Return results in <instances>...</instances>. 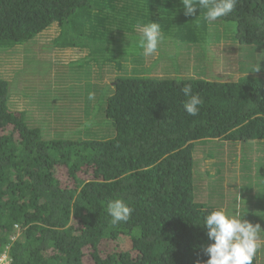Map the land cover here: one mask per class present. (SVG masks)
<instances>
[{
    "label": "trees",
    "instance_id": "16d2710c",
    "mask_svg": "<svg viewBox=\"0 0 264 264\" xmlns=\"http://www.w3.org/2000/svg\"><path fill=\"white\" fill-rule=\"evenodd\" d=\"M206 11L197 5L185 15L181 0H0V62L12 54L21 61L10 74L0 71V254L6 252L8 264H205L211 241L204 219L223 206L195 200L193 150L206 139L264 143V55L256 66L246 55L237 79L218 81L140 76L141 48V64L132 60L129 72L115 61L120 74L139 75L114 77L102 89L86 82L72 91L79 85L59 76L54 87L65 101L46 107L52 119L36 121L32 108L10 105L20 95L41 106V95L31 91L44 81L43 68L36 72L41 54L77 48L112 63L114 53L140 46L151 22L163 36L155 59L161 64L168 39L179 40L186 53L196 48L197 57L213 27L211 40H220L223 22L236 23L241 46H264V0H237L215 21L205 19ZM53 26V39L42 40ZM185 85L203 100L195 116L184 109ZM74 94L85 101L82 116L66 102H76ZM75 119L76 131L64 127ZM243 161L245 171L264 172L262 158ZM117 198L133 211L112 225L107 203Z\"/></svg>",
    "mask_w": 264,
    "mask_h": 264
},
{
    "label": "rangeland",
    "instance_id": "374dc122",
    "mask_svg": "<svg viewBox=\"0 0 264 264\" xmlns=\"http://www.w3.org/2000/svg\"><path fill=\"white\" fill-rule=\"evenodd\" d=\"M225 23L226 22H223L222 26H220L216 32L220 40H211L217 39L213 35L216 28L213 27L211 38L209 39L206 37L205 42L202 43L203 46L199 48L200 52H198L197 57L195 56L197 51L196 48L186 53L179 45V40L173 38L174 42L168 39L167 50L163 51L157 60L165 61V63L161 64L155 62L158 51L152 55H145V61L142 64L145 69L140 76L166 78L202 77L218 81L237 79L240 75L237 70V64L242 63V59L247 61L246 55L249 54L250 56L253 55L254 64L256 66L259 63V59L264 55V46H241L235 40L236 23L233 21ZM55 34L56 30L53 26L44 34L42 40L50 41ZM96 46L99 47V45ZM244 48L248 50L246 49L247 51L245 50V54H242ZM26 51L30 52V48L27 47ZM140 52V46L128 50L124 49V52L120 56H118L116 52V54L114 53L112 55V59L114 60L112 63L95 62L94 60L98 59L95 54L89 55L88 50L82 51L77 48H65L41 54L43 58L41 61H37L36 72L38 74L37 70L43 68L45 72L38 74V77L44 81L36 91L31 90L35 93V96L36 93L41 95L42 98L40 99L36 96V101L39 102L41 106L32 104L30 99H25V97L20 95L11 96L10 106L17 110L27 107L32 108V115L36 121H39L41 118H46V116L52 119L47 115L50 112H48L46 107H48L49 104H60L65 101L62 93L57 91L59 87H54V82L59 76H61L59 82H63L65 79L67 81L69 76L70 80H68L72 82V85H79L72 91H78L84 88L86 82L90 83L91 86L94 84H96L97 87L101 85L102 89L104 84L112 83L114 77L139 75L120 74L115 67V61H119L122 65H126L128 68L126 72H129L133 68L132 60L137 59L138 61L134 63L141 64ZM87 54L89 55L88 58H86ZM238 55L239 58L237 63L236 59ZM15 56L16 54H12L4 57V59L10 61L5 64L0 62V71L5 69L8 71L7 74H10L9 72H11L12 69L20 68L21 61H13ZM27 56L29 57L30 55ZM134 67H136V65ZM28 68L29 66L26 67V70ZM257 68L259 69L261 67H252L251 69ZM59 72L61 73L60 75ZM100 90L96 91L98 94H103V91L101 92ZM67 97L68 95L66 98ZM70 97H77L75 100L76 102H71L69 97L66 100L70 106L75 107L72 112L73 115L80 114L82 116L84 114L83 107L85 105L83 97L79 94H74V96ZM95 103L96 99L92 102V105ZM76 107L80 110H76ZM84 122L85 119H82L81 123L83 124ZM79 123L80 121L77 119L68 120V126L64 127L74 132L77 130ZM84 127L85 123L82 125V128ZM101 128L102 127L99 125L93 126L94 131ZM59 133H61V131ZM103 135H106L104 131L99 134V137H104ZM203 141H205L204 144L199 141L200 145L197 146L199 144L197 143V147L193 150V158L195 160L193 171L194 175L196 174L194 179L195 186L193 189L194 198L197 201L210 205H218V203H220L219 206H223L222 208L229 214H235L238 210L243 215L242 219L247 220L253 225L259 224L257 264H264V222H262L264 221V213L260 210L264 209V172L261 173L258 171V174H254V171H245L243 168L246 167V165L244 161L242 162V159L257 160L258 158H262L264 160V148L260 147V145H264V143H260V141L256 140L242 142L206 139ZM121 245L124 246L126 244L123 243Z\"/></svg>",
    "mask_w": 264,
    "mask_h": 264
},
{
    "label": "clouds",
    "instance_id": "9594fccd",
    "mask_svg": "<svg viewBox=\"0 0 264 264\" xmlns=\"http://www.w3.org/2000/svg\"><path fill=\"white\" fill-rule=\"evenodd\" d=\"M185 15H193L197 5L206 9L205 19L215 21L232 12L237 0H181ZM163 39L160 26L156 22L144 25L140 34L139 45L145 55H151L158 49ZM258 69V68H257ZM182 92L188 99L184 102L185 111L192 116L199 112L203 104L202 98L192 93L191 85H185ZM133 209L122 199H113L107 203V212L111 217L112 225L127 222ZM237 210L229 214L223 208L212 210L204 219L203 225L207 229L209 243L205 252L208 259L205 264H252L258 243L259 224L253 225L242 219ZM4 257V258H3ZM0 264H8L6 252L0 254Z\"/></svg>",
    "mask_w": 264,
    "mask_h": 264
},
{
    "label": "built area",
    "instance_id": "2783aa9c",
    "mask_svg": "<svg viewBox=\"0 0 264 264\" xmlns=\"http://www.w3.org/2000/svg\"><path fill=\"white\" fill-rule=\"evenodd\" d=\"M4 258V257H3ZM0 260H2V258H0Z\"/></svg>",
    "mask_w": 264,
    "mask_h": 264
}]
</instances>
